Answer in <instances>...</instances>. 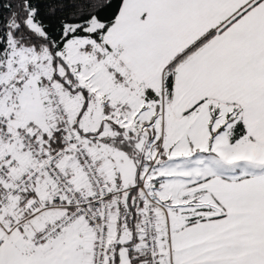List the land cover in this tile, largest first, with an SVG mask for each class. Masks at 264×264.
I'll return each instance as SVG.
<instances>
[{
  "label": "snow or ice",
  "instance_id": "6c2138e0",
  "mask_svg": "<svg viewBox=\"0 0 264 264\" xmlns=\"http://www.w3.org/2000/svg\"><path fill=\"white\" fill-rule=\"evenodd\" d=\"M0 264H264V0H0Z\"/></svg>",
  "mask_w": 264,
  "mask_h": 264
}]
</instances>
